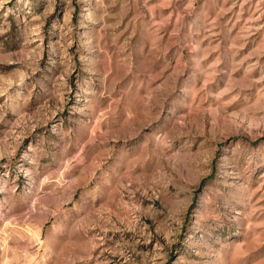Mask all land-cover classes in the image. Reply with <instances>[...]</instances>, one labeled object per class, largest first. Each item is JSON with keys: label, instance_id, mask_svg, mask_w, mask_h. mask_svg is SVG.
<instances>
[{"label": "rangeland", "instance_id": "obj_1", "mask_svg": "<svg viewBox=\"0 0 264 264\" xmlns=\"http://www.w3.org/2000/svg\"><path fill=\"white\" fill-rule=\"evenodd\" d=\"M0 264H264V0H0Z\"/></svg>", "mask_w": 264, "mask_h": 264}]
</instances>
